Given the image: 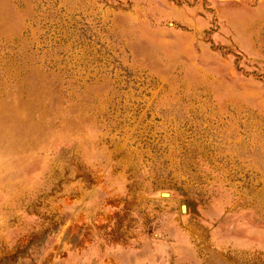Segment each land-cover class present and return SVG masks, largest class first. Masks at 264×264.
Listing matches in <instances>:
<instances>
[{
    "label": "rangeland",
    "instance_id": "374dc122",
    "mask_svg": "<svg viewBox=\"0 0 264 264\" xmlns=\"http://www.w3.org/2000/svg\"><path fill=\"white\" fill-rule=\"evenodd\" d=\"M0 264H264V0H0Z\"/></svg>",
    "mask_w": 264,
    "mask_h": 264
},
{
    "label": "water",
    "instance_id": "95a60500",
    "mask_svg": "<svg viewBox=\"0 0 264 264\" xmlns=\"http://www.w3.org/2000/svg\"><path fill=\"white\" fill-rule=\"evenodd\" d=\"M163 197H168V195H162ZM182 210L184 211V208H182Z\"/></svg>",
    "mask_w": 264,
    "mask_h": 264
}]
</instances>
